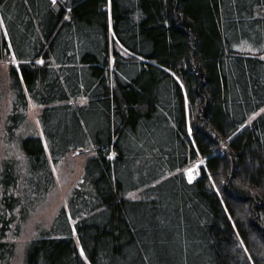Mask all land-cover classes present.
I'll return each instance as SVG.
<instances>
[{
	"label": "trees",
	"instance_id": "1",
	"mask_svg": "<svg viewBox=\"0 0 264 264\" xmlns=\"http://www.w3.org/2000/svg\"><path fill=\"white\" fill-rule=\"evenodd\" d=\"M52 3L0 0V59L17 62L6 132L31 100L47 145L30 133L2 161L0 238L81 150L22 264H264V0ZM13 255L0 240V264Z\"/></svg>",
	"mask_w": 264,
	"mask_h": 264
},
{
	"label": "rangeland",
	"instance_id": "2",
	"mask_svg": "<svg viewBox=\"0 0 264 264\" xmlns=\"http://www.w3.org/2000/svg\"><path fill=\"white\" fill-rule=\"evenodd\" d=\"M17 65V62L11 58L0 59V170L1 163L4 159L10 157H17L21 155L18 146V139L30 133L39 135L45 145V140L42 135V125L40 122V113L43 106L35 105L31 100H28L26 109V120L24 124L17 129L13 138H10L6 132V120L8 114L12 110L13 91L11 87L10 71ZM84 100H79L77 103L81 104ZM264 112V106L252 117ZM249 119L248 122H250ZM247 122V123H248ZM246 123V124H247ZM190 130V129H189ZM89 153L81 150H74L68 152L57 164H51L54 174L55 185L47 195L45 201L42 202L27 218L22 225L18 234H14V226L9 230L3 241L14 243V255L11 258L10 264H22L23 252L26 243L37 235V230L40 228H47L54 218L59 207L65 204V200L69 190L78 181L82 169L84 159ZM203 164L202 159L193 163L191 168L186 171L187 178L189 174H194V168H199ZM191 169V173H189ZM1 192V186H0ZM78 243V241L76 242ZM246 257L249 258L248 254ZM244 263L250 262L246 258ZM243 263V264H244ZM250 264V263H249Z\"/></svg>",
	"mask_w": 264,
	"mask_h": 264
},
{
	"label": "snow or ice",
	"instance_id": "3",
	"mask_svg": "<svg viewBox=\"0 0 264 264\" xmlns=\"http://www.w3.org/2000/svg\"><path fill=\"white\" fill-rule=\"evenodd\" d=\"M53 3H56V0H53ZM69 11H71V9H69ZM40 63H43V60L40 61ZM45 147H47V145L45 144ZM189 173H191V169L188 170ZM189 179L191 180L192 179V176L189 175ZM130 196H132L133 194L132 193H129ZM134 198V197H133ZM246 250V249H245ZM81 255H84V250L83 248H81ZM86 260H87V256L84 257ZM249 259H251V257H249Z\"/></svg>",
	"mask_w": 264,
	"mask_h": 264
},
{
	"label": "water",
	"instance_id": "4",
	"mask_svg": "<svg viewBox=\"0 0 264 264\" xmlns=\"http://www.w3.org/2000/svg\"><path fill=\"white\" fill-rule=\"evenodd\" d=\"M52 9H53L56 13L60 11V7L58 6L57 3H53V4H52Z\"/></svg>",
	"mask_w": 264,
	"mask_h": 264
},
{
	"label": "built area",
	"instance_id": "5",
	"mask_svg": "<svg viewBox=\"0 0 264 264\" xmlns=\"http://www.w3.org/2000/svg\"><path fill=\"white\" fill-rule=\"evenodd\" d=\"M194 174L197 173L196 169L193 170Z\"/></svg>",
	"mask_w": 264,
	"mask_h": 264
}]
</instances>
